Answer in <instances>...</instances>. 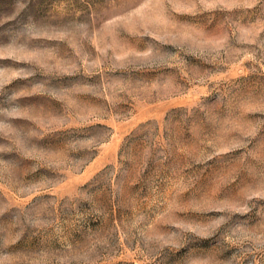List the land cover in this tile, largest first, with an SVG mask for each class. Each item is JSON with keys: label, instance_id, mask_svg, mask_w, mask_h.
I'll return each mask as SVG.
<instances>
[{"label": "rangeland", "instance_id": "1", "mask_svg": "<svg viewBox=\"0 0 264 264\" xmlns=\"http://www.w3.org/2000/svg\"><path fill=\"white\" fill-rule=\"evenodd\" d=\"M0 264H264V0H0Z\"/></svg>", "mask_w": 264, "mask_h": 264}]
</instances>
